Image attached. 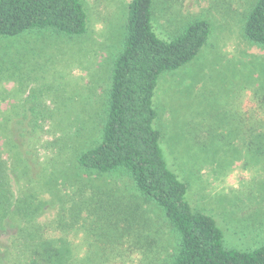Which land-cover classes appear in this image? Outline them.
I'll return each mask as SVG.
<instances>
[{
  "label": "rangeland",
  "instance_id": "obj_1",
  "mask_svg": "<svg viewBox=\"0 0 264 264\" xmlns=\"http://www.w3.org/2000/svg\"><path fill=\"white\" fill-rule=\"evenodd\" d=\"M130 1L84 0L88 24L81 34L35 28L0 36V125L12 130L10 146L14 143L19 150V143L31 151L27 180L15 183L19 190L33 189L47 203L41 220L53 217L61 201L73 226L59 232V263L170 264L176 251L178 235L151 203H142L151 223L146 229L139 224L130 231L117 229L100 218V210L97 218L94 214L87 220L86 213L79 214L88 201L81 187L87 195L95 192L101 197V189L126 196L133 192L123 173L93 180L80 174L75 155L100 139ZM255 1L156 0L155 30L164 39L180 34L195 20L206 19L212 25L207 43L192 61L159 77L155 125L162 132L169 167L188 186V202L213 216L225 246L239 250L264 244V153L258 151L264 137L255 131L260 122L256 109L264 106V45L243 33ZM42 123L49 124L50 135L41 141L56 144L53 153L38 150L37 162L32 144L40 145L32 126ZM32 257L11 246L0 249V264H49Z\"/></svg>",
  "mask_w": 264,
  "mask_h": 264
},
{
  "label": "trees",
  "instance_id": "obj_2",
  "mask_svg": "<svg viewBox=\"0 0 264 264\" xmlns=\"http://www.w3.org/2000/svg\"><path fill=\"white\" fill-rule=\"evenodd\" d=\"M157 15L156 0L130 1L123 49L112 68L100 139L75 154L80 174L93 180V176L123 173L131 180L133 192L126 196L101 189V197L95 192L87 195L81 187L79 192L88 201L84 200L79 214L86 213L87 220L94 214L97 218L100 210V218L110 220L117 229L130 231L135 224L146 229L151 223L143 214L142 203H151L178 235L170 264H264V244L253 250L225 246L223 231L214 217L193 208L186 198L187 184L168 165L161 147L162 132L155 125L159 77L192 61L207 43L212 25L206 19L195 20L180 34L164 39L155 30ZM87 24L84 0H0V36H17L35 28L77 35L87 30ZM243 33L249 41L264 45V0H256L247 12ZM256 112L260 122L255 131L264 137V106L260 104ZM47 125L32 126L40 145L32 144L37 162L41 160L38 150L47 148L53 153L52 145L56 144L54 140L41 141L50 135ZM11 132L0 125V135L4 133L6 139L0 140V236L6 239L0 241V249L11 246L18 253L28 252L34 262L65 264L59 263L63 254L59 232L73 226L62 212L61 201L53 217L41 220L47 203L33 189H18L16 183L27 180L25 174L31 164L27 152L31 151L19 143V150L14 143L10 146ZM258 151L264 153L263 139ZM94 193L96 211L92 206Z\"/></svg>",
  "mask_w": 264,
  "mask_h": 264
}]
</instances>
